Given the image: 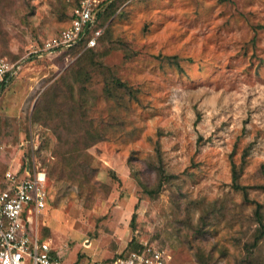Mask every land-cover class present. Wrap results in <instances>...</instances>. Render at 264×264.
Masks as SVG:
<instances>
[{"label":"rangeland","instance_id":"obj_1","mask_svg":"<svg viewBox=\"0 0 264 264\" xmlns=\"http://www.w3.org/2000/svg\"><path fill=\"white\" fill-rule=\"evenodd\" d=\"M78 1L0 0V60L21 65L0 99V184L47 172L38 236L68 264L132 240L170 264H264V0H119L87 72L43 50Z\"/></svg>","mask_w":264,"mask_h":264},{"label":"built area","instance_id":"obj_2","mask_svg":"<svg viewBox=\"0 0 264 264\" xmlns=\"http://www.w3.org/2000/svg\"><path fill=\"white\" fill-rule=\"evenodd\" d=\"M97 0H82L73 10L70 25L44 46L53 53L58 48L78 44L95 22ZM102 30L94 33L87 47L96 45ZM21 65L0 60V99L2 87L20 71ZM47 173L34 169L33 175L20 178L7 172L6 187H0V264H68L55 254L48 241L39 239L38 222L47 206ZM110 264H170L167 254L153 246L121 254Z\"/></svg>","mask_w":264,"mask_h":264},{"label":"trees","instance_id":"obj_3","mask_svg":"<svg viewBox=\"0 0 264 264\" xmlns=\"http://www.w3.org/2000/svg\"><path fill=\"white\" fill-rule=\"evenodd\" d=\"M81 1L82 0L78 1V3L75 6V8L80 5ZM118 1L119 0H103L102 2H99L97 4V6L94 8V11H96L95 22L89 29H87L86 34L82 38V40L78 44H76L74 46H71V47H68V48H58L53 53H51L50 55H55L56 57H61V56H66V55H71L72 56L74 54V59L76 60L75 62L78 61L77 62L78 67H82L83 70L85 69V71L87 72V70H86L87 68H86V66H84L85 63H86V56L84 57V55H86V54L89 55V54L94 53L95 49L100 45V42H102V40L104 39V35L106 33V30H107V22L110 19V17H112V15L115 13L116 10H114V7L118 3ZM73 17L74 16H73V12H72L71 15H70V20ZM98 30H102V33L100 34L99 37H97L96 45L94 47H87V44H88L89 40L93 37L94 33L96 31H98ZM90 63L91 62H88V64H90ZM92 65H93V67L94 66H96V67H102L103 66L101 61H95V60L93 61ZM96 67H94V68H96ZM86 72L83 73L84 76L87 75ZM79 75L83 76V75H81V72H79ZM15 77L16 76L12 77L10 79V81L2 87V93L13 82ZM113 80L116 81L118 85H121V83H119L118 80H116V78H114ZM88 135L91 136L90 133H88ZM96 142H97V140H94L93 142H89L87 144L86 148H89L91 145L95 144ZM38 170H40V169H38ZM42 171H44V170H42ZM235 172H236V170H235ZM159 177H160L159 183H158V185L155 188L146 189L145 190L146 193L149 196H151V197H155V195L159 194L160 191L163 188V185L166 184V183H169L170 180L172 179V177L169 176V175H166L163 170L159 171ZM234 181H235V188L238 191L243 192L245 200L248 201L247 188L245 186H241L239 184H236V181H237L236 175L234 176ZM261 208H262L261 204H257L256 205L255 217H256V222L259 225V228L255 232L253 247H256L258 245V243L264 237V221H263V214H262ZM135 218H136V214L133 215L132 222H131V227H134ZM144 246H147V245H143V244H139V243L136 244V242H134L132 240L129 243V245H128L129 250L127 252H124V253H121V254H128L130 252L139 251V250L143 249ZM121 254H119V255H121ZM118 256H116L115 258H117ZM115 258H113L112 261Z\"/></svg>","mask_w":264,"mask_h":264},{"label":"crops","instance_id":"obj_4","mask_svg":"<svg viewBox=\"0 0 264 264\" xmlns=\"http://www.w3.org/2000/svg\"><path fill=\"white\" fill-rule=\"evenodd\" d=\"M18 175H19V177L20 178H26L27 177V175H28V173H30V170L28 169L27 171H26V176L25 177H23V176H20V174H19V172H16ZM0 187H6V183L4 182V184H0ZM42 216V215H41ZM56 254V253H55Z\"/></svg>","mask_w":264,"mask_h":264}]
</instances>
